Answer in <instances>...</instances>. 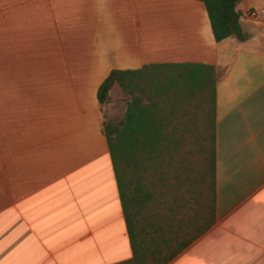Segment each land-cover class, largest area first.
<instances>
[{"label":"crops","instance_id":"1","mask_svg":"<svg viewBox=\"0 0 264 264\" xmlns=\"http://www.w3.org/2000/svg\"><path fill=\"white\" fill-rule=\"evenodd\" d=\"M238 10L246 40L217 43L196 0H0L13 81L0 91V264L134 260L98 91L146 68L157 91H185L194 65L219 74L214 208L177 186L139 216L138 242L160 264H264V0ZM29 72L42 91H25Z\"/></svg>","mask_w":264,"mask_h":264},{"label":"trees","instance_id":"2","mask_svg":"<svg viewBox=\"0 0 264 264\" xmlns=\"http://www.w3.org/2000/svg\"><path fill=\"white\" fill-rule=\"evenodd\" d=\"M196 1L205 4L217 43L230 38L246 40L238 10L241 0ZM190 69L184 79L185 91H157L165 85L149 68L113 71L98 91L101 106L113 102L115 88L124 98L123 118L118 122L105 119L103 129L135 252L127 264H160L149 261L148 244L142 247L138 242L147 234L146 230L139 234V216L148 217L150 208L162 204L177 186L188 185L190 195L199 187L207 207L214 208L219 74L209 66ZM181 107L190 111L187 123L174 120L173 111ZM198 161L204 167L193 168Z\"/></svg>","mask_w":264,"mask_h":264},{"label":"rangeland","instance_id":"3","mask_svg":"<svg viewBox=\"0 0 264 264\" xmlns=\"http://www.w3.org/2000/svg\"><path fill=\"white\" fill-rule=\"evenodd\" d=\"M1 61L2 63L0 64L1 66L0 91H12L13 81L10 80L8 77H6V72H5L6 64L4 61V56H3V60ZM31 73L29 72V76H28L29 82L26 83L27 87L24 86L23 88L25 89V91H42V87H41L42 82L41 81L38 82V80L36 79V74L35 73L31 74ZM113 91H114V93H112L113 102L109 105L103 106L104 108L103 113L107 121L118 122L124 116L123 110L125 109V104L123 102L124 98L121 91H119L118 88H115ZM119 103H123V105L119 106ZM198 162L199 164L196 162L193 168L196 169V168L204 167L203 165L200 164L201 163L200 161Z\"/></svg>","mask_w":264,"mask_h":264},{"label":"built area","instance_id":"4","mask_svg":"<svg viewBox=\"0 0 264 264\" xmlns=\"http://www.w3.org/2000/svg\"><path fill=\"white\" fill-rule=\"evenodd\" d=\"M251 16H253V17H257V16H258V13L253 12V13L251 14Z\"/></svg>","mask_w":264,"mask_h":264}]
</instances>
